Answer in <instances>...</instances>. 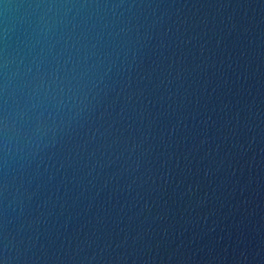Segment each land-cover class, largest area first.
I'll return each mask as SVG.
<instances>
[{
	"label": "water",
	"instance_id": "water-1",
	"mask_svg": "<svg viewBox=\"0 0 264 264\" xmlns=\"http://www.w3.org/2000/svg\"><path fill=\"white\" fill-rule=\"evenodd\" d=\"M31 2L0 0V29ZM98 2L125 31L49 146L0 168V261L264 264V0Z\"/></svg>",
	"mask_w": 264,
	"mask_h": 264
},
{
	"label": "clouds",
	"instance_id": "clouds-1",
	"mask_svg": "<svg viewBox=\"0 0 264 264\" xmlns=\"http://www.w3.org/2000/svg\"><path fill=\"white\" fill-rule=\"evenodd\" d=\"M124 7L33 0L23 6L22 38L6 16L0 29V168L6 176L48 147L72 110L85 106L104 69L106 56L98 53L125 31L118 24L124 12L117 11Z\"/></svg>",
	"mask_w": 264,
	"mask_h": 264
}]
</instances>
